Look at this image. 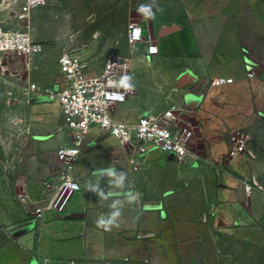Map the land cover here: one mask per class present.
I'll return each mask as SVG.
<instances>
[{
	"label": "crops",
	"instance_id": "crops-1",
	"mask_svg": "<svg viewBox=\"0 0 264 264\" xmlns=\"http://www.w3.org/2000/svg\"><path fill=\"white\" fill-rule=\"evenodd\" d=\"M158 5L163 11L156 12L155 19H143L145 42L132 56L134 94L116 107L114 116L133 120L176 106L191 143L202 141L203 150L223 151L222 142L216 145L220 129L254 128L252 94L241 88L248 80L243 73L247 61L227 40L229 13L222 0H163ZM148 47L156 52L149 55ZM216 76L230 77L234 83L209 88L207 80ZM121 108L124 112L118 113ZM103 135L92 130L85 149L94 139L93 146L104 141ZM193 155L185 161L189 166H179L176 177L181 184L176 187L151 183L152 177L142 172L158 158H173L158 151L145 156L138 175H132L138 184L131 190L140 198L125 204L120 227L110 232L97 228L95 220L110 211L111 200L100 201L82 184V192L63 212L48 216L39 234L27 219L14 241L13 206L5 196L0 202V264H217L216 236L252 221L247 202L259 192L247 183L249 175L253 178L247 171L241 176L244 181L218 172L219 188L183 184L201 175L196 162L205 157ZM105 181L100 178V183Z\"/></svg>",
	"mask_w": 264,
	"mask_h": 264
},
{
	"label": "rangeland",
	"instance_id": "rangeland-1",
	"mask_svg": "<svg viewBox=\"0 0 264 264\" xmlns=\"http://www.w3.org/2000/svg\"><path fill=\"white\" fill-rule=\"evenodd\" d=\"M162 1L157 0V3ZM149 2L41 0L32 15L31 32L41 44L42 54L34 60L31 79L39 87L50 86L57 72L58 58L66 51L88 60L93 66H98L112 52L129 53L127 29L132 25H142L144 17L136 9L140 4ZM222 2L230 20L227 40L232 48L238 46L241 49L247 61L244 76L247 78L249 72L254 74L241 87L252 94L254 128L250 131L249 127L220 129L222 136L217 139L216 145L222 142L223 151L203 150L202 141L190 143L191 152L203 155L205 161L196 162L202 169L201 175L191 177L183 184L219 188L216 185L218 172L235 175L242 181L245 171L253 174V178L251 175L247 177V183L259 193L247 202V215L252 221L216 236L217 264H264V204L261 196L264 195V111H261L264 110V0ZM25 76L22 75L23 78ZM11 93L8 86L0 84V202L3 203L6 196L7 202L10 200L12 203L15 241L26 226L22 223L33 218L32 205L27 196L35 195L38 187L58 169L55 151L67 142V135L56 104L43 102L28 105L23 96ZM117 112L122 113L124 109H117ZM234 131L249 135L244 152L235 155L234 144L230 141ZM189 139L193 141L192 137ZM94 141L90 143V149L83 151L77 164V172L85 187L89 180L95 182L94 171L106 169L113 163L118 171L127 173L130 185L138 184L132 178L137 173L129 169L127 154L114 138L98 141L93 146ZM180 165L189 166L185 161L158 158L155 165H147L142 172L152 177V180L149 179L151 183L176 187L181 184L176 177ZM104 178L108 181L107 177ZM107 181L100 185L108 186ZM156 195L159 197L162 194Z\"/></svg>",
	"mask_w": 264,
	"mask_h": 264
},
{
	"label": "built area",
	"instance_id": "built-area-1",
	"mask_svg": "<svg viewBox=\"0 0 264 264\" xmlns=\"http://www.w3.org/2000/svg\"><path fill=\"white\" fill-rule=\"evenodd\" d=\"M40 1L0 0V84L8 86L10 95L16 92L23 96L28 105L56 104L67 135V142L55 151L58 169L38 187L35 195L27 196L32 205V224L38 234L48 216L63 212L70 200L82 192L77 164L92 130L114 138L127 154V163L134 172L152 151L181 162L194 158L188 126L181 127L180 108L171 106L159 113L147 112L133 120L114 116L116 107L134 94L135 86L126 90L119 86V81L127 75L134 85L132 56L138 45L145 42L144 30L139 25L127 29L129 53L112 52L99 66H93L88 60L66 51L58 58L57 72L50 86L39 87L31 79L34 60L42 54V46L31 32L32 15ZM136 27L142 30L139 38L134 35ZM151 48L146 49L149 55L153 54ZM23 74H26L24 78ZM253 77V73H247L248 79ZM233 83L232 78L222 76L207 80L209 88H224ZM248 140L242 132H232L233 154L244 152ZM36 258L40 260L39 256Z\"/></svg>",
	"mask_w": 264,
	"mask_h": 264
},
{
	"label": "clouds",
	"instance_id": "clouds-1",
	"mask_svg": "<svg viewBox=\"0 0 264 264\" xmlns=\"http://www.w3.org/2000/svg\"><path fill=\"white\" fill-rule=\"evenodd\" d=\"M155 9V11H154ZM137 13L142 15L144 19H155L156 12H162L163 9L158 5L157 0H150L149 3L140 4L136 9ZM141 29L136 27L134 29V35L139 38ZM151 52L155 53L156 48H151ZM130 76H123L119 81V86L126 90H132L134 85L130 83ZM96 176L95 182L89 180L86 184L87 191H91L99 197L100 201L111 200L108 205L110 211L108 213L100 214L95 220V225L99 229H103L106 232H110L113 228H119V221L122 217L123 208L125 204L136 203L140 194L131 190L130 182H128L127 173L124 171H118L115 164H111L106 169H99L93 172ZM108 178V188L105 190L100 186V178Z\"/></svg>",
	"mask_w": 264,
	"mask_h": 264
},
{
	"label": "water",
	"instance_id": "water-1",
	"mask_svg": "<svg viewBox=\"0 0 264 264\" xmlns=\"http://www.w3.org/2000/svg\"><path fill=\"white\" fill-rule=\"evenodd\" d=\"M110 136L107 135V134H104L103 137L101 139H104V138H109Z\"/></svg>",
	"mask_w": 264,
	"mask_h": 264
}]
</instances>
